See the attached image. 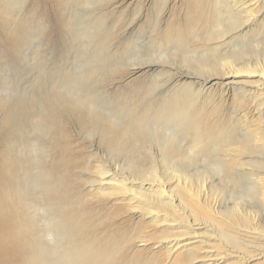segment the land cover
Wrapping results in <instances>:
<instances>
[{
    "label": "bare ground",
    "instance_id": "obj_1",
    "mask_svg": "<svg viewBox=\"0 0 264 264\" xmlns=\"http://www.w3.org/2000/svg\"><path fill=\"white\" fill-rule=\"evenodd\" d=\"M57 1L62 4L63 11H60L62 22L65 26L70 28L69 36L73 40V43L77 44L78 50L75 54V59H78L77 63H72L70 67L68 66L69 68L64 64H61V66H58V63L54 64L55 67L50 68V72L47 71V74H51L48 78L45 77L46 74L43 75L41 73L32 83L31 93L22 101L23 103H20V106H15L14 103V107L8 102L13 98H11L10 95L0 93L3 94L2 98H0V113L3 114V118L0 122V133H6L9 127L20 118L25 120L26 123L28 119L31 122L32 119L30 120L29 117L33 115L37 118L35 127H33L34 125L30 127H33V129L35 128L34 130L36 132L33 138L34 140L30 143V151L38 150L36 155L32 154L31 160L27 158L29 157V155H27V157L22 159L20 156H18L19 158L15 157L8 162H6L5 159L10 156H7L5 159L2 158V156L7 155V152L1 153L0 264H116L114 260H111L113 251L107 248L104 242L105 239L99 240V237L92 230L93 226L87 221V218H89L94 211L89 204L96 202V194L100 201H114L111 206L118 205L117 208H120L119 210L125 213L130 211L141 217L150 215L154 217L153 220L161 223V226L165 227V229L171 228V231L174 233L163 234L158 237L159 240H155L156 246L154 247V249H156L164 245V249L170 256H173L175 252L184 248L181 252L186 251L187 255L191 256V262L196 261L200 264H224L228 262V260H232V264H250L255 260L254 258L264 259V242L256 241L259 236L255 240H252L250 238L252 236L249 234L246 235L242 233V236H240L238 233V236L235 234L232 235L230 234L232 232L224 230L222 234L229 239L232 245L231 250L229 252H224L225 254H222L220 249L214 251L212 248L214 246L212 244L206 246L207 250L204 251L203 254L197 255L196 252L199 253L198 250L193 248L189 242L182 241L183 239L181 238L186 235L198 234L197 229H194V225H198V223L193 217L211 219L204 209L210 211L216 217L219 215V212L217 211L218 204L216 205L215 200L211 201V195L207 189L211 181H208L207 178L201 181L202 177L199 174L198 182L201 189H195L192 187L193 184L190 181L192 176L189 177L185 170L176 168L177 164L175 163L168 164L169 166L175 167L172 169L173 172L171 174L172 179H175L176 183L182 188L180 195L168 190V186L172 181L170 179L167 180L166 177L159 174L154 160H152V167L149 174L143 171V174L139 173L135 175L136 173H134V177L119 178L118 172L113 171L109 168L110 166L108 167V165L100 163L96 164V161L94 162V157L88 156L85 161V170L83 171V175L92 174L90 178L84 179V181L87 180V185L84 186V188L87 187V192L83 193L82 191H77L75 193L79 194L73 195L72 192L69 191V186L62 187V184L66 181L65 178L69 172L68 169H70L73 164L81 163V157L78 161L74 162L68 157V153L66 152L72 151L71 148L74 145L70 141L67 132H64V111L70 112L73 118H77L79 122L85 121L93 123V128L100 131L103 137L110 135V138L116 143L117 149L122 153H127L130 149L131 151H136L137 147H140L138 143H140L141 140V143L144 142V139L150 136L154 137L156 141L160 143L162 147L161 150L163 149V151L167 153V158L171 155H181L178 140L182 135H189L190 148L193 150L198 149V151L202 153H207L211 145L215 148H221L224 143L228 146L235 145L236 148L234 149L239 151L250 148L251 146L243 147V145H248V142L242 145L240 139L233 143H231V139L228 141L220 139V136H223L220 130L219 136H214L218 130L216 129V131H214L212 123L201 121L202 116L205 115V109L202 107L203 105H196L195 98L199 100L209 99L211 93L209 89L212 88H209L211 85L208 84L214 80L215 75H219L221 79L230 76L233 80H236L240 74L251 75L257 73L259 76L257 88L255 90L257 95L255 97L256 104L258 102V109L260 108L259 111H262L264 108V64L260 62L243 61L244 57L240 55V49L237 48L233 49V51L231 50V53L227 50V53H222L223 55H217L215 52L223 50V47L227 44L225 43L227 36L239 40V35L250 26L252 21L259 18V13L262 14V4L264 5V2H262V0H252L254 2L250 4L251 0H195V4L190 3L192 10H198L197 15L202 17L200 20L204 25L195 23V26L194 24L185 26L184 30L179 27V30L168 28L167 34L165 30H160L159 34L163 35V38L164 35H166V41H173L174 47L183 50L186 54L189 48H184L182 45L193 33L196 40H194L195 44L191 45L192 47L190 49H203L201 51L203 54L215 53L217 57L212 61L213 63H199L197 61V63L193 65V68L198 69L196 73L201 75V77H198L199 80L202 81V88L200 91L196 92V88L192 89V93L194 94L190 95L191 99H187L179 93L183 90L181 84H175L171 91V99L167 97L169 95H166L163 99L158 97L160 100L151 99L146 102H144L142 98L136 97L134 93L131 94V92H127L126 94L124 91L122 94L126 98H136L135 102L131 103L129 101L120 104L119 107L108 106L109 108L105 110L100 106L101 103L103 104L104 102L103 99H99L101 97L100 94H103L105 90L100 93L91 90H82L84 88L82 84L84 85L87 78L96 79L99 68L109 64L108 54H110L111 50L108 49V38L110 37L107 36L110 35V31L105 23L102 25L100 24L105 14L99 15V12L103 14L100 9V11H97L98 13L96 12V3L99 1L103 6L102 10L105 11L109 9L113 10L114 7L116 10H119V6L122 7L120 4L121 0H108L107 2L106 0ZM206 1L210 4L209 6H207ZM161 2L162 5H164L161 9L163 10L161 11L162 13L165 11L168 0H161ZM33 4L35 5L34 7L37 8L41 6L40 0H33ZM212 8H215L214 14L210 16L208 13ZM17 11L15 7H10V0H0V14L4 17L3 26L7 29L3 38L13 43H17V41L22 38L34 39L33 41H35L36 45L35 51H33L34 57L32 58L35 62L32 63H34L35 67L41 66L42 60H47L48 58L58 60L54 49L48 50L47 47L43 50L41 48L43 44L45 45V41L57 43L55 46L61 43V39L59 41L55 38L58 25L56 23L54 26L49 25L41 19L42 22L34 23L35 25H33L31 23L32 21H30L31 24L28 22L27 25V18H25L24 15H17ZM88 15L89 18L87 19L86 17ZM227 19H241L242 23L239 24L238 27L230 28V26L225 23ZM13 24H16V28L11 29L10 26ZM206 26H210L207 33H205L207 29ZM103 30L107 33H103ZM124 30L126 31H123V37H127L132 30V25L127 26ZM188 31L191 32L190 35L187 33ZM152 37L156 40L162 38L157 37V35ZM211 40H215V45H208L206 48L205 46L207 43L205 42ZM256 42L258 43V41ZM67 43L70 42L67 41ZM135 44L138 46L137 43ZM203 54L201 56H203ZM212 58H214L213 55ZM164 63L163 61L145 60L143 62H133V64H123L124 68L119 67L117 70H128L127 72L131 73L130 76H133L144 68L156 69L165 67ZM101 68L100 70L103 69ZM44 69L47 68L45 67ZM41 71L43 70L41 69ZM187 76L188 75L185 73L180 75L182 78ZM83 77H87L86 81L83 80ZM121 78L122 77H120V80ZM158 81L160 80H157V82ZM171 85L170 83L167 84V82L163 84L159 83L154 86L153 90L158 87V93L161 94L166 88L171 87ZM51 87L54 89V94L52 96L46 92L50 90ZM193 95L196 97L193 98ZM96 107L98 111L95 110ZM93 111H95L94 114H92ZM22 119L21 121H23ZM171 119L176 120L175 129L172 127V131L168 134L167 132L165 134H160L154 131L155 129H152L150 126L155 122L165 123ZM251 131L253 132V129H251ZM254 132V139L258 144L259 141L262 140V137L258 136L262 135V131L259 132L255 129ZM28 135L30 136V134ZM6 137L8 136L6 135ZM128 137H130V141H128ZM243 138L247 137L244 136ZM53 140L58 142L57 144L60 149L56 150L58 152L56 156L51 157L50 153L52 151ZM211 142L212 144L208 146ZM240 145H242V147H239ZM257 146L260 147L259 144ZM248 153H252V150H249ZM64 154L67 156L66 161L61 160ZM34 156L36 157L33 158ZM41 156L43 157L41 158ZM59 156L61 157L57 158ZM165 160L169 161L170 159L168 158ZM246 165L254 166L257 164L252 163V161L240 162V160H236V166ZM229 166H231V163H229ZM65 168L67 170H64ZM34 170L37 171L34 172ZM23 172L25 173V179H23L24 185L23 188L18 191L20 187V178H22L21 174H23ZM64 172L66 173L65 175L63 174ZM250 175H254V173L250 172ZM256 175L258 176L259 174ZM242 176H244V174H242ZM258 179V181L263 180L264 182V177H259ZM27 186L34 188L33 195L30 194L31 191H29ZM76 187L80 186L76 185ZM27 196L31 197L29 202ZM215 199L217 198L215 197ZM39 200L45 204V216L43 215L44 217L39 216V218H37L36 214L32 215L31 210L37 205ZM207 201L209 202L208 204L206 203ZM75 203H79L81 207L77 209L74 208L75 206L73 207V205ZM186 207L191 208L190 211L192 212L186 210ZM167 209L170 210V213L166 211ZM162 211H165L166 214L162 215ZM179 212L181 214L183 213L186 219L179 217L177 214ZM243 216L249 218L250 214L244 211ZM219 224L220 223H218V225ZM240 227L244 230L241 232L247 231L256 233V230H259L264 236V229H260L261 226L255 225V227H250L241 224ZM150 236L152 235L141 234L140 236L132 237L130 241L138 240V242L141 243L140 245H144L145 247L153 240ZM107 241L110 242V240ZM208 241L210 240H204L203 243H210ZM131 248L132 251H136L135 247ZM208 248L213 250H208ZM117 264L119 263L117 262Z\"/></svg>",
    "mask_w": 264,
    "mask_h": 264
},
{
    "label": "rangeland",
    "instance_id": "obj_2",
    "mask_svg": "<svg viewBox=\"0 0 264 264\" xmlns=\"http://www.w3.org/2000/svg\"><path fill=\"white\" fill-rule=\"evenodd\" d=\"M107 1L108 0H106V2ZM254 1L251 0L250 4ZM262 2H264V0H262ZM40 3L41 6L37 8L34 7L33 0H10V7H15L18 10L17 15H24V17L27 18V25L30 21L35 25L38 22H42L41 20L49 25L54 26L55 23L58 25L55 38L59 41L61 39V43L55 46L57 43L45 41L46 46L44 44L41 46L43 50L47 47L48 50L54 49L58 60L53 58L42 60L41 66L38 67H35L34 63H32L35 62L32 58L34 57L33 51H35L36 45L35 41H33L34 39L22 38L17 41V43L6 41L3 38V35L7 32V29L3 26L4 17L0 14V93L10 95L13 99L8 102L13 106L14 103L15 106H20V103L28 97V94L32 91V83L41 73L43 75L46 74L45 77L48 78L51 74H47V71L50 72V68L55 67L54 64L58 63V66L64 64L69 68L72 63L76 64L78 60L75 59V54L78 50L77 44L73 43V40L69 36L70 28L65 26L62 22V16L60 15V11H63L62 4L57 0H49V2L48 0H40ZM190 3L195 4V0H168L165 11L161 13V11H163L161 9L164 7L161 0H121L120 4L122 7L119 6V10H116L114 7L113 10L109 9L106 11L102 10L103 6L98 1L96 3V12L101 10L103 14L100 12L97 13L99 15L105 14L104 19L101 20L100 24L102 25L105 23L110 31V35L107 36L110 37L108 38V49L111 50L110 54H108L109 64L102 67L103 69L100 67L102 70L99 68L100 74L98 73L96 75V79H88L86 77V81V78L83 77V80L87 83L84 82V85L82 84L84 87L82 90H91L96 93L105 90L103 94H100L101 97L99 98L103 99L104 102L103 104L101 103L100 106L105 110L109 108L108 106L119 107L120 104L129 101L134 103L136 98H126L122 94L124 91L126 94L127 92H131V94L134 93L136 97L138 96L139 98H142L144 102L151 99L160 100L158 97L163 99L166 95H169L167 97L171 99V91L175 84H181L183 90L179 93L189 99L190 95L194 94L192 93V89L196 88V92H199L202 88V81L198 78L201 77V75L196 73L198 72V69L193 68V65L196 64L197 61L199 63L212 62L217 57L215 53L217 55H223L222 53H227V50L231 53L233 49L237 48L240 49V55L244 57L243 61H253L254 63L260 62L261 64H264L263 4V12L261 9L262 14L259 13V18L252 21L250 26L239 35V40L227 36V39L225 40V43L227 44H225L223 50H218V52L203 54L201 52L203 49H190L192 47L191 45L195 44L194 40L196 39L194 34H191V32L188 31L187 33L189 35L191 34L190 38L186 39L182 45L184 48H189L185 54L183 50L174 47L173 41H166V35H164L163 38V35H160L159 33L160 30H165L167 34L168 28L179 30V27L184 30L185 26L193 24L195 26V23L204 25L200 20L202 17L197 15L198 10H192ZM206 3L207 6L210 5L208 1H206ZM212 9L209 10L210 12L208 13L210 16L214 14L215 8ZM89 15L86 17L87 19L89 18ZM225 23L229 25L230 28H235L242 23V20L227 19L225 20ZM129 25H132L133 31L131 30L127 35L128 39L127 37H123L124 34L122 33L123 31H126L124 28ZM10 27L11 29L16 28V24L11 25ZM209 28L210 26L207 27L205 33H207ZM103 33L106 34L107 32L103 30ZM154 35H157L159 38L162 37L160 38L161 41L159 39H153L152 36ZM67 41L70 43H67ZM256 41H258V43ZM135 43H137L138 46H136ZM205 43H207L205 46L206 48L208 45L214 46L215 40L206 41ZM48 44L51 45L49 46ZM202 54L203 56H201ZM212 55L214 58H212ZM145 60L163 61L165 62V67H159L156 69L144 68L133 76H130L131 73L127 72L128 70H117L119 67L122 68L123 64H133V62H143ZM44 66L47 69H44ZM41 69L43 71H41ZM180 73H185L188 76L182 78L180 77ZM258 76L259 74L257 73L251 75L240 74L236 80H233L230 76L221 79L219 75H215L214 80L208 84L211 85L209 88H212L209 89L211 92L209 99L199 100L195 98V95L192 96L195 98L196 105H203L202 107L205 109V115L202 116L201 121L212 123L214 131H216V129L218 130L214 136H219L220 130L222 132L221 135H223L220 136V139H224L225 141L231 139V143L240 139L242 145L248 142V145H243V147H251L246 150L243 149V151L234 149L236 148L235 145L228 146L225 143L221 148H215L211 145V142L208 144V146H211L208 148L207 153H202L199 152L198 149L193 150L190 148L191 144L189 135H182L178 140L181 155L168 156L170 159L169 161L165 160L168 159L166 156L167 153L164 152L163 149L161 150L162 147L160 143L152 136L145 138L142 143L141 140L140 143H138L140 147H137L136 151H131L130 149L127 153H122L117 149L116 143L110 138V135L103 137L100 131L93 128V123L85 121L79 122L77 121V118H73V115L70 114V112L64 111V132H67L70 141L74 146L71 148L72 151L70 152L63 150L68 153V157L74 162L78 161L81 157V163L73 164L70 169H68V178L67 176L65 178L67 182L65 181L64 184H62V187L69 186V191H71L73 195L79 194L75 193L77 191H82L83 193L87 192V187L84 188V186L87 185V180L84 181V179L90 178L92 174L83 175V171L85 170V161L88 156H93L96 164L100 163L108 165V167L110 166L109 168L118 172L119 178L134 177L139 173L143 174V171L149 174L152 167V160H154L159 174L166 177L167 180L170 179L173 183L168 186V190L180 195L182 188L176 183L175 179H172L171 174L173 172L172 169L175 167L169 166V164L175 163L177 164L176 168L183 169L187 172L189 177L192 176L190 181L193 184V188L201 189L198 182L199 174L202 177L201 181L204 178L211 181L210 185L207 186V189L211 195V201L215 200L216 205L218 204L217 211L219 212V215L217 217L210 211L204 209L211 219L205 217H193L198 223V225H194V229H197L198 234L190 236L186 235L181 238L183 239V242H189L193 248L199 251V253L196 252L197 255L203 254V252L207 250L206 246L212 244L214 246L212 247L214 251L220 249L222 254H225L224 252H229L232 245L231 242H229V239L222 234L224 230L232 232L230 233L232 235H238V233L240 236H242V233L246 235L249 234L252 236L250 237L252 240H255L259 236L256 241L264 242V238H261L264 236L259 230H256V233H250L247 231L241 232L244 230L240 227L241 224H244L250 227H255V225L261 226L260 229H264V196H262L264 195V182L263 180L258 181L259 177H264V108L262 111H259L260 108L258 109V102L256 104L255 96L257 93L255 90L257 88ZM120 77H122L121 80ZM157 80L160 81L157 82ZM166 82L167 84L170 83L172 85L171 87L166 88L161 94L158 93V87L153 90L156 84H163ZM53 90L54 89L51 87L50 90H47L46 92L52 96L54 94ZM3 94H0V98H2ZM95 110L98 111L97 107ZM105 110L103 111L106 112ZM94 113L95 111L92 112V114ZM2 118L3 114L0 113V122ZM29 118L30 120L32 119L31 122L28 119L26 123L25 120L20 118L14 123L16 126L12 124L6 133H0V157L1 153L4 152H7V155L2 156V158L5 159L7 156H10L5 159L6 162L10 161V159L13 160L18 156L22 159L27 157V155H29L27 158H30L31 160L32 154L36 155L38 153V150L30 151V143L34 140L33 138L35 137L36 132L33 127H35V121L37 118L33 115ZM21 119L23 121H21ZM175 122V119H171L165 123L155 122L150 126L152 129H155L154 131H157L160 134H165L166 132L168 134L172 131V127L175 129ZM250 127L253 129V132ZM255 129L259 132L262 131V135H258L262 137V140L258 143L260 147L257 146V141L254 139ZM5 134L8 137H6ZM28 134H30V136ZM244 136L247 138H243ZM129 139L130 137H128V141H130ZM57 143V141L53 140L52 151L50 153L51 157L58 154L56 150H59L60 148ZM242 145L239 147H242ZM247 150H252V153H248ZM231 154H233L234 157ZM35 157L36 156L33 158ZM42 157L43 156H41V158ZM60 157L61 156L57 158ZM44 159L42 160L45 161ZM61 160H67L66 154L62 156ZM236 160H240V162L252 161V163L257 165L236 166ZM229 163H231V166H229ZM64 170L67 169L65 168ZM36 171L37 170H34V172ZM250 172H253L254 175H250ZM134 173L136 174L133 175ZM255 173L259 174V177ZM63 174L65 175L66 173L64 172ZM242 174H244V176H242ZM21 176L22 178H20V187L18 191L23 188L25 173L23 172ZM76 185H79L80 187H76ZM27 188L31 191L30 194L33 195L34 188L31 186H27ZM215 197L217 199H215ZM30 198V196H27L28 202L30 201ZM113 202L114 201L111 200L100 201L96 194V202L89 204L94 211L89 218H87V221L93 226L92 230L99 237V240L105 239L104 242L106 243L107 248L113 251V257L111 260H114L116 264L117 262L119 264H200L196 261L191 262V256L187 255L186 251L181 252L184 248L175 252L173 256L167 254L164 245L160 248L154 249L156 241L159 240L158 237L163 234H173L174 232L171 231L172 229H165V227L161 226V223L153 220V216L146 215L141 217L130 211L125 213L122 210H119L120 208H117L118 205L111 206ZM206 203L208 204L209 202L207 201ZM78 204L79 203H75L73 207L75 206L74 208L76 209L81 207L80 204ZM44 209V202L39 200L37 205L31 210V213L32 215L36 214L37 218H39V216L44 217ZM186 210L192 212L190 211L191 208L186 207ZM166 211H169L170 213L169 209ZM244 211L250 214L249 218L243 216ZM162 213V215L166 214L165 211H162ZM177 214L179 217L186 219L183 213V215L180 212ZM218 223L220 224L218 225ZM141 234L152 235L150 238L153 240H151L148 246L144 247V245H140L141 243L138 242V240L130 241L132 237L140 236ZM107 240H110V242ZM204 240H210L208 241L210 243L204 244ZM131 247H135L136 251H132ZM213 249L208 248V250ZM254 259L255 260L250 264H264V259ZM231 261L232 260H228V262H225L224 264H232Z\"/></svg>",
    "mask_w": 264,
    "mask_h": 264
}]
</instances>
